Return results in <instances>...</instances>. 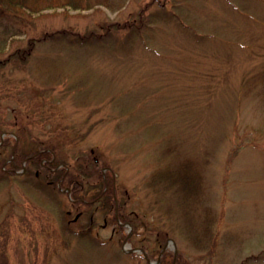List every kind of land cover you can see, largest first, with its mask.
<instances>
[{"label":"rangeland","instance_id":"rangeland-1","mask_svg":"<svg viewBox=\"0 0 264 264\" xmlns=\"http://www.w3.org/2000/svg\"><path fill=\"white\" fill-rule=\"evenodd\" d=\"M29 2L0 14V57L36 41L0 68V264H264V0ZM46 148L92 151L118 208L10 166Z\"/></svg>","mask_w":264,"mask_h":264},{"label":"trees","instance_id":"trees-1","mask_svg":"<svg viewBox=\"0 0 264 264\" xmlns=\"http://www.w3.org/2000/svg\"><path fill=\"white\" fill-rule=\"evenodd\" d=\"M52 5L53 3L51 4L50 2L44 6ZM74 6L77 7L78 4ZM41 8L44 9L45 7L33 4L31 5L29 0H0L1 16L3 15L5 18L14 19L16 23L19 22L18 20L20 18H25V16H23L18 11V9H26V11L29 13H33L40 11ZM28 23L29 22L27 21V24ZM24 32L25 30L23 26L18 25V27L13 28V26L6 25L0 34V50L5 49V46L8 43V35L14 36L16 34H23ZM68 33L69 32L67 31H56L54 33L48 34V36H44V38L41 40L59 41V39H65L68 36ZM81 39L83 41L85 40L84 37ZM35 44L36 41L31 39L29 40V43L26 47H19L14 50V53L9 54L8 56L0 57V68L8 64L11 60H26L27 56L31 55L33 52ZM46 149L37 151L35 153H12L9 158L10 166L23 169V162L26 160L28 162L27 164L29 168L33 167L36 174L40 172L43 174L44 178L46 179V183L54 185L57 187V189H60L58 182L61 181L62 187H70L71 194L74 195V204L81 203L87 207H91L92 210L99 208L104 211H109L112 208H118L120 202L116 197L115 186L112 185L111 181L109 183L107 175H104V173L100 171V161L95 155H93L92 151L87 154H82L81 157H79L81 162H79L77 167L74 168L72 164H65L64 166L56 164L54 162L53 156L50 152H48V148ZM13 169L16 170L15 168ZM170 174L175 175L173 172ZM119 220L127 221L125 216L117 212L115 214V222L118 223ZM134 231L136 232V225H134ZM89 233L90 232H87V236L90 235ZM81 234L84 236L86 233ZM144 248L148 252L149 256H151V251L147 247ZM174 255V253L170 255L165 250L162 254L159 264H173ZM170 256L171 258H168ZM175 264L180 263L175 261ZM243 264H247L246 261H244Z\"/></svg>","mask_w":264,"mask_h":264},{"label":"water","instance_id":"water-1","mask_svg":"<svg viewBox=\"0 0 264 264\" xmlns=\"http://www.w3.org/2000/svg\"><path fill=\"white\" fill-rule=\"evenodd\" d=\"M66 190H68L69 191V188H67ZM124 245L126 246V245H128V236L125 238V240H124ZM167 244H165V246H164V248H163V250L164 249H166L167 248ZM124 249L125 250H141L144 254H145V256L148 258V254L146 253V251H145V249L144 248H137V247H135V248H126V247H124ZM163 250H162V252H163ZM162 252H161V254H162ZM175 252H177V251H175ZM148 261L151 263V264H153V262L148 258Z\"/></svg>","mask_w":264,"mask_h":264},{"label":"flooded vegetation","instance_id":"flooded-vegetation-1","mask_svg":"<svg viewBox=\"0 0 264 264\" xmlns=\"http://www.w3.org/2000/svg\"><path fill=\"white\" fill-rule=\"evenodd\" d=\"M3 168H4L5 170H7L5 167H3ZM8 170H10V171H11V170H12V171H15V170H13V168H11V169H8Z\"/></svg>","mask_w":264,"mask_h":264}]
</instances>
